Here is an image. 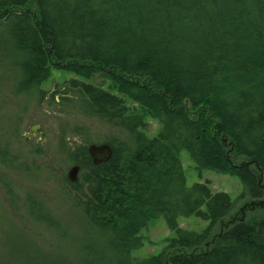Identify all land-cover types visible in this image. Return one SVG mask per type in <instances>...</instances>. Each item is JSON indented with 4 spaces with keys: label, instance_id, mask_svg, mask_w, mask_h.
I'll return each instance as SVG.
<instances>
[{
    "label": "trees",
    "instance_id": "obj_1",
    "mask_svg": "<svg viewBox=\"0 0 264 264\" xmlns=\"http://www.w3.org/2000/svg\"><path fill=\"white\" fill-rule=\"evenodd\" d=\"M53 70L74 76L48 95ZM0 80L66 118L57 142L80 166L66 180L87 228L70 235L57 219L40 222L80 264H264V213L222 224L231 196L209 180L188 185L180 157L264 196V0H0ZM4 136L3 164L18 158ZM102 142L113 153L96 164L88 145ZM189 216L209 223L187 229ZM161 217L167 245L135 256Z\"/></svg>",
    "mask_w": 264,
    "mask_h": 264
},
{
    "label": "rangeland",
    "instance_id": "obj_2",
    "mask_svg": "<svg viewBox=\"0 0 264 264\" xmlns=\"http://www.w3.org/2000/svg\"><path fill=\"white\" fill-rule=\"evenodd\" d=\"M72 76L74 74L70 72L53 70L42 87L50 95L57 84ZM12 91L6 81L0 80V108L4 107L3 111L0 109V126H4L0 147L5 140L4 134H12L8 139V152L15 155L11 157H18L15 160L9 158L10 161L4 164L0 162V264H80V254H75L74 246L67 245L66 248L57 232L42 223L57 219L70 235H82L87 228L82 210L74 200L76 190L66 180L75 164L66 161L65 152L57 142L60 119L66 118L49 108L45 101L39 104L35 95H16ZM13 124L16 133L10 131ZM35 124L40 126L36 133L31 130ZM158 128L159 122L151 120L150 134L153 135ZM72 140L82 142L79 136L69 139ZM36 147L41 150L39 153L33 151ZM180 157L188 185L209 180L212 191L226 192L231 196L234 208L222 224L228 219L264 213V196L252 198L237 176L207 169L200 171L185 150L180 152ZM258 176L264 193V173L260 172ZM208 223L197 216L180 219L181 226L196 231ZM142 235L144 244L134 251V255L143 258L158 254L167 245L166 238L171 232L161 217L152 221Z\"/></svg>",
    "mask_w": 264,
    "mask_h": 264
},
{
    "label": "water",
    "instance_id": "obj_3",
    "mask_svg": "<svg viewBox=\"0 0 264 264\" xmlns=\"http://www.w3.org/2000/svg\"><path fill=\"white\" fill-rule=\"evenodd\" d=\"M39 127V124L32 126V132L36 133V129ZM88 152L93 162L98 164L107 161L112 156L113 149L111 145L106 142L91 143L88 146ZM79 170L80 166L78 164L73 165L67 174V179L72 182L77 181Z\"/></svg>",
    "mask_w": 264,
    "mask_h": 264
},
{
    "label": "bare ground",
    "instance_id": "obj_4",
    "mask_svg": "<svg viewBox=\"0 0 264 264\" xmlns=\"http://www.w3.org/2000/svg\"><path fill=\"white\" fill-rule=\"evenodd\" d=\"M107 143V142H106ZM89 146V145H88ZM80 171V170H79ZM79 174V173H78Z\"/></svg>",
    "mask_w": 264,
    "mask_h": 264
}]
</instances>
